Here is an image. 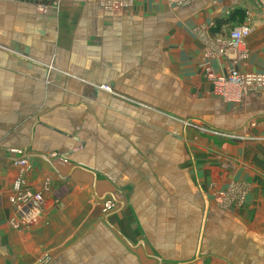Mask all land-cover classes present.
Returning a JSON list of instances; mask_svg holds the SVG:
<instances>
[{"label": "crops", "instance_id": "obj_1", "mask_svg": "<svg viewBox=\"0 0 264 264\" xmlns=\"http://www.w3.org/2000/svg\"><path fill=\"white\" fill-rule=\"evenodd\" d=\"M233 69L264 75V0H0V264H264V89L215 96Z\"/></svg>", "mask_w": 264, "mask_h": 264}, {"label": "built area", "instance_id": "obj_2", "mask_svg": "<svg viewBox=\"0 0 264 264\" xmlns=\"http://www.w3.org/2000/svg\"><path fill=\"white\" fill-rule=\"evenodd\" d=\"M195 0H169V3L176 6H185ZM127 4L121 3L107 6L109 9H120L126 7ZM250 34L248 26L235 27L229 31L226 38L219 39L215 43V53L217 55H227L233 52H242L245 39ZM106 88V87H105ZM252 88L264 89V75L242 74L237 70H231L223 77H218L213 80V94L227 101L238 100L247 90ZM61 162H66L65 159L58 158ZM27 162L25 160L17 161V165L25 168ZM22 182L15 184L16 189H19ZM11 203L15 208V212L22 216V221L26 225H31L40 216L43 206V197L41 193L23 192L15 198H11ZM115 199H107L103 202L102 213L110 212L116 206Z\"/></svg>", "mask_w": 264, "mask_h": 264}, {"label": "rangeland", "instance_id": "obj_3", "mask_svg": "<svg viewBox=\"0 0 264 264\" xmlns=\"http://www.w3.org/2000/svg\"><path fill=\"white\" fill-rule=\"evenodd\" d=\"M103 89L109 90L107 87H103ZM212 196L214 197L215 203L224 210H230V204L236 205L237 207H241L244 204L246 195H247V188L242 185L234 186L233 182L227 185L226 190H216L215 192H211ZM98 262L100 260L98 258ZM102 262V261H101Z\"/></svg>", "mask_w": 264, "mask_h": 264}, {"label": "water", "instance_id": "obj_4", "mask_svg": "<svg viewBox=\"0 0 264 264\" xmlns=\"http://www.w3.org/2000/svg\"><path fill=\"white\" fill-rule=\"evenodd\" d=\"M29 156H35V157L45 158V156H42V155H40V154L27 155V154L24 153V154H23L20 158H18L16 161H19V160L25 159V158H27V157H29Z\"/></svg>", "mask_w": 264, "mask_h": 264}]
</instances>
